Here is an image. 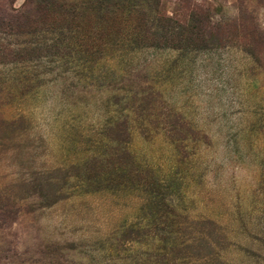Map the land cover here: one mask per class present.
<instances>
[{
  "label": "rangeland",
  "instance_id": "374dc122",
  "mask_svg": "<svg viewBox=\"0 0 264 264\" xmlns=\"http://www.w3.org/2000/svg\"><path fill=\"white\" fill-rule=\"evenodd\" d=\"M34 1L0 0L21 53L0 62V264H264V0H138L62 51L44 39L71 23L31 18ZM136 16L169 19L173 43L93 65Z\"/></svg>",
  "mask_w": 264,
  "mask_h": 264
},
{
  "label": "trees",
  "instance_id": "16d2710c",
  "mask_svg": "<svg viewBox=\"0 0 264 264\" xmlns=\"http://www.w3.org/2000/svg\"><path fill=\"white\" fill-rule=\"evenodd\" d=\"M77 1V2H75ZM35 7L30 9L27 15L33 17H41L45 18L48 17V20H50V17L52 20L57 21L60 20L62 23L69 20L71 23L70 25H58L55 28H58L56 31H48L56 34V37L53 38H45L44 42L48 43V40H53L54 47L60 51L62 50H68L67 48H72L71 42L73 39H76L79 33L82 30L84 35L83 37H86L87 33H89V36H92L95 42L98 40L103 39L106 34V32L99 33L96 30H93L92 26H98V28H103L105 30L111 29L115 24H118L119 26L122 24H125L126 22L130 21V14L137 13L139 10H142V7L140 5V1L138 0H35ZM76 7H79V10H77ZM66 11L69 14L73 13V16H66L64 13H61V11ZM59 16V17H58ZM94 16L96 23L94 25H90L89 20ZM144 17V16H142ZM140 17L136 16L134 17V23L133 26L139 30L138 34H135L133 37H128L127 41H124L127 35L121 34V30H117L115 34L109 35L111 40L102 41L100 43L94 44L93 48L94 50L91 52V58L93 65L100 64L102 60L104 59H112L113 55L117 52L125 49L130 48H139L144 46H154L159 47L161 42H166L164 45L169 46L170 43H173L171 40L173 37H176V32L174 31L175 27L170 24L169 19H159L157 29L159 32L154 31L152 33H149V30L142 29V26H145V20ZM56 19V20H55ZM115 19V20H112ZM143 23V24H142ZM128 24V23H127ZM20 25H16L14 23H0V62H6V63H15L19 62V58H21L20 55L17 54V51L15 49H11V46H8L7 38L14 35L16 32V29H19ZM178 27H184L180 24H177ZM26 28H30V25ZM77 28V30H76ZM88 29V30H86ZM23 32V31H22ZM24 32L32 33L35 32L33 29H25ZM170 38V39H169ZM84 42H86V39H84ZM110 42L112 44H110ZM16 47L22 51L23 42H15ZM74 44V42L72 43ZM107 44L109 47H107ZM13 45V46H14ZM45 49H48V45L44 47ZM178 48V46H177ZM71 50V49H70ZM14 53V54H13ZM62 53V52H61ZM19 55V56H18ZM57 54H50V53H44L41 56L46 59V62L49 64L51 63H57L58 60H62L63 56H65L64 53L62 55L58 54V58H56ZM73 55H71V58ZM4 58V59H3ZM75 62H78L79 66V60L81 57L76 56ZM67 63H71V61H61V66L64 67ZM69 69V68H68ZM152 94V90H150ZM122 124H125L126 128V120L122 121ZM118 139L119 145H121V159L129 157V154L124 150V147L126 145L127 140L124 139V137L121 135ZM123 144V145H122ZM124 151V152H123ZM120 160V161H121ZM109 183V182H108ZM149 229V230H148ZM146 231L150 233V228H148ZM166 229V236H168V241L172 245V247H178L182 241L178 242L179 238L177 235H174V231L171 229ZM176 232V231H175ZM123 235V231L121 232ZM152 233V232H151ZM177 234V232H176ZM124 238L127 240L139 243V237L140 231L134 226L127 227ZM177 236V237H176ZM125 239V240H126ZM175 256L173 257V259Z\"/></svg>",
  "mask_w": 264,
  "mask_h": 264
}]
</instances>
